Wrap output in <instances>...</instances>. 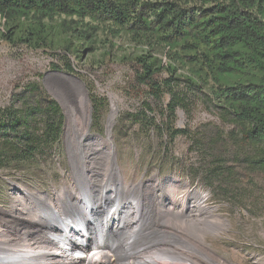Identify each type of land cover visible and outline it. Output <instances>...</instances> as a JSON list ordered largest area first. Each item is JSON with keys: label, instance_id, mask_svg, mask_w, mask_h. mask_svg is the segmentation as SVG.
<instances>
[{"label": "rangeland", "instance_id": "obj_1", "mask_svg": "<svg viewBox=\"0 0 264 264\" xmlns=\"http://www.w3.org/2000/svg\"><path fill=\"white\" fill-rule=\"evenodd\" d=\"M182 1L190 6L201 3ZM46 23L55 37L49 45L0 40V118L17 108L35 106L40 113L39 106L48 101L57 102L65 117L63 134L54 146H43L44 152L34 158L0 168L4 215L17 214L20 208H27L24 215L30 219L37 213L40 206L25 190L46 193L53 199L59 193L60 201L72 200L62 191L65 187L81 197L85 193L87 182L79 184L69 151L71 119L63 100L68 94L63 74L74 75L88 89L92 134L109 138L111 94L119 97L112 139L125 183L137 185L157 178L161 183L158 193L169 206L174 203L170 185L175 184L178 196L189 189V211L198 216L192 228H205L201 234L218 256L227 264H264V167L256 162L261 154L259 147L240 143V130L232 118L221 117L224 99L212 94L213 81L193 82L183 61L175 71L166 69L146 77L134 55L146 52L147 47L126 30L114 34L109 24L65 16ZM70 25L78 27L77 34H87L81 44L77 45L76 37L68 39ZM173 92L181 98L174 109L170 107ZM39 113L32 122L37 134L42 133L44 118ZM176 130L184 133L171 138ZM200 192L209 194L207 210L197 205ZM76 219L74 216L70 226L78 224ZM213 219L220 220L218 229L208 224ZM12 230V223H0V241L13 240ZM0 251L10 252L7 246H0Z\"/></svg>", "mask_w": 264, "mask_h": 264}, {"label": "trees", "instance_id": "obj_2", "mask_svg": "<svg viewBox=\"0 0 264 264\" xmlns=\"http://www.w3.org/2000/svg\"><path fill=\"white\" fill-rule=\"evenodd\" d=\"M184 2L0 0V40L49 45L55 37L46 21L57 16L109 24L114 34L126 30L147 47L146 52L134 55L146 77L166 69L175 71L183 61L190 80L213 81L212 94L224 99L221 117L232 118L240 130V143L259 147L261 157L256 162L264 167V0H200L195 6ZM69 29L67 37H76L77 45L87 37L77 34L78 27L70 25ZM171 96L174 109L181 98L175 92ZM39 107L40 113L34 106L2 114L0 168L30 160L44 152L43 146L51 148L61 139L65 117L60 105L48 101ZM36 113L44 116L41 134L32 126ZM182 133L176 130L170 136Z\"/></svg>", "mask_w": 264, "mask_h": 264}, {"label": "bare ground", "instance_id": "obj_3", "mask_svg": "<svg viewBox=\"0 0 264 264\" xmlns=\"http://www.w3.org/2000/svg\"><path fill=\"white\" fill-rule=\"evenodd\" d=\"M63 76L68 91L64 106L71 119L69 151L79 184L87 182L85 193L81 197L65 187L62 191L72 200L60 201L59 193L53 199L25 190L40 206L31 219L24 215L27 208L9 216L0 207V223L13 224V240L0 241L3 249L10 250L0 251V264H227L206 243L201 234L205 228H192L198 217L189 211L192 191L178 196L173 183L169 196L174 203L169 206L158 193L157 178L137 185L125 183L112 139L118 95L111 94L109 138L105 139L91 133L92 107L85 83L74 75ZM196 196L197 205L207 210L209 194ZM74 216L78 224L70 226ZM208 224L218 229L221 222L213 219Z\"/></svg>", "mask_w": 264, "mask_h": 264}]
</instances>
